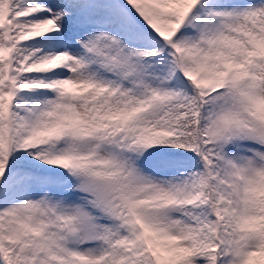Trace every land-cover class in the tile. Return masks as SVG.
Instances as JSON below:
<instances>
[{
	"label": "snow or ice",
	"instance_id": "obj_1",
	"mask_svg": "<svg viewBox=\"0 0 264 264\" xmlns=\"http://www.w3.org/2000/svg\"><path fill=\"white\" fill-rule=\"evenodd\" d=\"M0 264H264V0H0Z\"/></svg>",
	"mask_w": 264,
	"mask_h": 264
}]
</instances>
